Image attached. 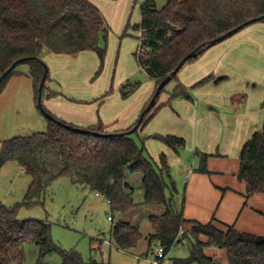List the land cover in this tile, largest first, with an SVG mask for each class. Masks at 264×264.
Wrapping results in <instances>:
<instances>
[{
	"label": "trees",
	"instance_id": "obj_1",
	"mask_svg": "<svg viewBox=\"0 0 264 264\" xmlns=\"http://www.w3.org/2000/svg\"><path fill=\"white\" fill-rule=\"evenodd\" d=\"M262 15L264 0H168L163 8L148 0L141 2V22L137 25L141 29V37L135 56L139 66L155 82L151 98L159 83L173 72L186 55L194 50L199 51L198 56L186 61L171 80H176L177 85L169 92V101L159 103L164 87L155 106L146 113L138 129L131 135L109 136L110 131L106 130L102 120L85 127L91 133L83 134L48 119L45 132L5 141L0 168L10 161H16L31 175L32 182L24 201L27 205L32 204L61 176H68L73 183L102 195L109 203L113 222L109 242L119 250L132 253L144 239L147 241V251H143L141 256L147 255L156 244L170 250L183 230L178 243L191 241L189 256L175 259L174 264H264V236L239 231L235 225H226L216 219L208 223L185 219L183 209L176 206L174 199L177 188L168 181L170 165L167 155L161 153L159 161L154 162L146 154L145 145L140 146L133 138L134 134L140 137L157 112L172 100L193 101L190 87L180 82L178 74L210 49H205L208 42ZM108 30L101 9L91 0H0V74L21 57L42 59V53L46 50L67 55L92 50L101 60L96 72L98 76L106 54V47L101 46V41L106 39ZM25 62L30 64L29 73L38 92L43 67L34 60ZM17 66L1 82L0 88L16 72ZM209 79H202L193 87ZM139 87L140 83L123 86L122 98H128ZM54 117L66 122L56 115ZM137 120L126 130L133 128ZM141 139L159 141L177 154L186 147V139L174 134L155 133ZM197 154L199 167L196 171L211 176L209 159L220 155ZM133 174L142 176V204L165 207L162 214L149 216L152 231L148 235H144L138 225L123 218L140 205L129 181ZM237 179L245 184L247 200L264 193V123L241 150ZM16 211V207L10 208L0 202V264H23L24 245L27 243L39 244L40 258L59 253L62 264H112L94 259L86 261L77 251L60 248L52 240L49 224L19 220ZM202 236L207 240L203 241ZM211 247L224 249L226 262L209 256L206 249ZM40 262L39 259L38 264Z\"/></svg>",
	"mask_w": 264,
	"mask_h": 264
},
{
	"label": "rangeland",
	"instance_id": "obj_2",
	"mask_svg": "<svg viewBox=\"0 0 264 264\" xmlns=\"http://www.w3.org/2000/svg\"><path fill=\"white\" fill-rule=\"evenodd\" d=\"M102 10L104 18L108 24L109 30L106 39H102L101 46L106 47L104 65L101 72L96 76L99 70L101 60L96 51L88 50L76 55L55 54L49 51V56H42V59L49 67V79L43 92V104L46 107L47 91L54 89L55 94L69 97L71 100L93 101L96 106L97 115L100 116L101 100L111 98L113 94L121 91L123 86L140 83L139 93H144L148 87L146 83L151 79L147 73L139 66L135 53L140 45L141 29L137 25L141 22V0H92ZM149 3L163 8L168 0H148ZM254 42V43H253ZM237 43H253L259 48H264V21L252 23L233 36L216 44L210 48L215 52L223 45ZM208 51V50H207ZM263 57L264 58V53ZM261 63V69L258 72H250V76L257 74L256 96H264V60L258 57ZM187 67V65L185 66ZM183 68L179 75L186 71ZM30 64L21 62L16 68V72L11 74L1 85L0 88V156L4 149L5 141L15 137L31 136L34 133L45 132L48 129L49 120L40 111L38 107V92L33 78L30 76ZM178 75V77H179ZM248 76V75H247ZM249 76V77H250ZM252 78V77H250ZM238 82H235L237 85ZM177 85L176 80L166 85L162 92L159 103L169 101V92ZM186 86H188L186 84ZM190 87L191 94L194 95L193 86ZM238 96V98H237ZM244 99L251 103L250 111L254 113L261 112L264 116V99L262 102L252 104V97L243 94ZM234 102L242 97L239 94L233 96ZM100 99V100H99ZM179 99L180 104H175L176 99L164 105L149 124L142 130L140 137L133 135L136 142L146 147V154L154 162L159 161L161 154V142L151 139H141L150 134H174L180 135L188 132L189 127V106L193 105L191 101ZM257 100V99H256ZM239 102V101H238ZM257 102V101H256ZM254 103V102H253ZM197 118H192L193 123L198 124L201 119V109L205 106L198 101ZM47 108V107H46ZM208 108V109H207ZM204 116H207L211 109L206 107ZM225 112L226 108L218 109ZM204 118V117H203ZM211 122V121H210ZM212 126L210 134L201 135L198 143L186 139V147L183 153L187 158L183 165L172 164L169 159L170 184H175L177 192L174 195L176 206L183 209L186 201L187 178L181 169L186 166H192L193 170L199 167L198 154L200 153L217 154L221 148L225 147L222 136L226 134L225 125L234 128L237 125L235 114L217 116ZM204 132L203 126L201 128ZM188 134V133H187ZM152 141V142H151ZM197 144V145H196ZM196 146V147H195ZM209 153V154H211ZM213 158V157H212ZM212 170L222 168L226 171V179L231 180L232 163L221 160L218 156L211 159ZM208 168L209 164H208ZM142 176L133 174L130 176V184L134 188V197L139 206L132 210L124 219L134 225H138L144 235H148L152 229L149 221L150 215H159L164 212V206H148L142 204L143 189ZM32 182V177L16 161H10L0 168V202L10 208H17L16 216L19 220L43 221L50 226V232L53 242L60 248L79 252L86 261L91 259L100 263L112 264H151L154 258V252L147 258L139 260L136 254L147 251V241H141L138 249L128 253L117 249L109 242V232L112 221L109 203L102 195L90 188L79 186L72 182L68 176H61L55 179L32 204L24 203L27 191ZM170 195V191L167 192ZM257 206L264 208V198H261ZM262 204V205H260ZM262 206V207H261ZM263 224L255 227L258 235L264 236ZM182 238V237H181ZM102 240L101 248L99 241ZM206 241L207 238L202 236ZM191 241L186 240L176 244L169 250L168 258L164 264H174L175 259L187 258ZM206 253L209 256H215L226 262V252L224 249L207 248ZM62 264V256L59 253H51L40 258V246L37 243H27L24 245L23 264Z\"/></svg>",
	"mask_w": 264,
	"mask_h": 264
},
{
	"label": "crops",
	"instance_id": "obj_3",
	"mask_svg": "<svg viewBox=\"0 0 264 264\" xmlns=\"http://www.w3.org/2000/svg\"><path fill=\"white\" fill-rule=\"evenodd\" d=\"M253 43L223 45L215 52H211L209 49L198 59L189 63L185 67L186 71L181 75L178 74V78L184 85L193 86L202 79L210 77L206 83L194 88L195 93L194 95L192 94L193 101H191L193 105H188L189 115L191 114L189 116L188 134H180L187 137L188 141L191 139L198 143L200 142L198 140L199 137H202L201 135L210 134L211 132L209 131L212 126H208L209 123H211L210 125L214 124L217 116L221 114L225 116L235 114L237 119V125L234 128L231 129L225 125L226 134L222 136L225 147L218 152L220 155L218 158L233 165L229 182L226 179V171L224 169L212 170L211 159L214 156L209 159L211 176L199 173L196 169L193 170L190 165L181 169L187 178L186 201H184L183 205L184 218L201 223H208L212 219H216L226 225H235L239 231L258 234L255 227L263 224L261 219H264V208L258 206L256 208V205L260 203L261 198H264V193L256 194L247 200L245 197V184L237 179L241 150L247 140L256 131L260 130L264 123L263 113L259 111L258 113L251 112L249 108L251 103L245 100L243 96V94L250 96V100L252 97L253 105H259L264 99V96L261 98L256 96L257 74H253V76L249 74L250 72H258L261 69V61L258 57L261 56L262 58V53H264V48H259ZM43 55L49 56V51H44ZM235 82H238V84L235 85ZM146 84L148 87L144 93H139V89L124 99L119 90L111 98L101 100L103 104L100 108L101 114L99 117L93 101L89 102L86 99L79 100L80 102L70 100L69 97L55 94L56 91L54 89L50 90V88L46 94V107L58 118L75 126L85 128L102 120L106 130L110 132L126 130L136 122L143 107L154 92V80ZM252 84L255 87L250 90ZM237 94L242 98L238 100L239 102H234L233 96ZM176 100L175 102L177 103L175 104H180L179 99ZM198 101L205 106V110L201 109V119H198V124H195L192 118H197ZM206 107H209L212 111L207 116H204V112H207L206 110L208 109ZM222 108H226V111L221 112L218 110ZM202 126L205 130L204 132L199 129ZM159 146L161 153H165L172 164L183 165L184 160L187 158L183 150L177 154L165 144ZM197 152L198 149L196 148L195 154ZM100 243L98 248H101L102 243ZM156 246L157 244L154 245L147 255L141 256V254L137 253L136 256L138 255L139 260L147 258L150 253L154 252Z\"/></svg>",
	"mask_w": 264,
	"mask_h": 264
},
{
	"label": "water",
	"instance_id": "obj_4",
	"mask_svg": "<svg viewBox=\"0 0 264 264\" xmlns=\"http://www.w3.org/2000/svg\"><path fill=\"white\" fill-rule=\"evenodd\" d=\"M263 19H264V15L252 18V19L240 24L238 27H236V28L228 31L227 33H225V34H223V35L211 40L210 42H208L205 45V49H209V48L215 46L216 44H218V43L226 40L227 38L233 36L234 34L239 32L240 30H242L246 26H248V25H250L252 23L261 21ZM198 54H199V51H197V50H194V51L190 52L188 55H186L184 57V59L180 62V64L173 70V72L170 73L166 78H164L159 83V85H158L153 97L148 102L147 106L140 113V116H139V118L137 120V123H136V125L133 128H131L129 130L109 132L108 135L109 136H124V135L133 134L138 129L140 124L142 123L143 118L145 117L146 113H148L155 106V104L157 102V98L160 96L162 89L164 87H166V85L173 79V77L178 73V71L185 64L186 61H188L189 59H191L193 57L198 56ZM27 60H34V61H36L37 63H39L43 67V75H42V78L40 80L39 87H38V107H39L40 111L45 115V117L47 119L54 120L55 122L63 125L67 129H70L72 131H75V132H78V133H83V134L91 133V131L89 129H87V128L75 126V125H72V124H68L66 122H62V121L56 119L54 117V115L52 113H50L46 109V107L43 104L42 99H43V92H44V89L46 88L47 80H48V77H49V67L44 62V60H42L41 58H39V57H21V58L15 60L3 73L0 74V84L8 76V74L12 71V69L17 64H19L21 62H25ZM95 134L98 135L99 133H95Z\"/></svg>",
	"mask_w": 264,
	"mask_h": 264
},
{
	"label": "built area",
	"instance_id": "obj_5",
	"mask_svg": "<svg viewBox=\"0 0 264 264\" xmlns=\"http://www.w3.org/2000/svg\"><path fill=\"white\" fill-rule=\"evenodd\" d=\"M145 0H141V2H143ZM97 195H99L97 193ZM109 219L112 221V216H109ZM184 231L181 230L178 236V239L175 240V242L172 245V248L178 243V240L183 236ZM169 250H167V248L164 245H158L156 246V248L154 249V258L151 261V264H164L165 260L167 259Z\"/></svg>",
	"mask_w": 264,
	"mask_h": 264
}]
</instances>
